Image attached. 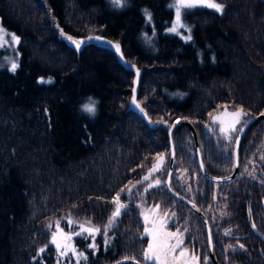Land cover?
I'll list each match as a JSON object with an SVG mask.
<instances>
[{"label": "trees", "instance_id": "obj_1", "mask_svg": "<svg viewBox=\"0 0 264 264\" xmlns=\"http://www.w3.org/2000/svg\"><path fill=\"white\" fill-rule=\"evenodd\" d=\"M171 2L128 0L117 10L112 0H0V23L19 37L20 52L15 71L0 65V264L143 263L151 237L128 197L161 157L162 183L146 192L148 227L163 221L191 255L213 264L206 223L165 182L171 138L172 186L205 214L218 262L264 264V119L243 134L239 172L229 181L205 177L189 126L169 135L177 120H189L208 173L233 172L238 133L264 112V0H214L222 12L187 11L190 40L167 32ZM67 35L120 43L142 70L141 106L163 126L152 129L129 110L134 75L115 54L95 45L77 51ZM91 102L94 114L84 111ZM223 108L243 109L236 131L214 124ZM117 193L125 211L104 237ZM67 218L100 231L95 247L89 236L75 237L83 258L61 262L50 226Z\"/></svg>", "mask_w": 264, "mask_h": 264}, {"label": "rangeland", "instance_id": "obj_2", "mask_svg": "<svg viewBox=\"0 0 264 264\" xmlns=\"http://www.w3.org/2000/svg\"><path fill=\"white\" fill-rule=\"evenodd\" d=\"M127 1L128 0H122V6H117L112 2L113 7L117 10L122 9L123 7H125L127 5ZM213 2H214V0H213ZM176 3H177V0H172V2H171V8L174 9V16L172 18L173 19L172 23L170 24V26L166 30L170 34L174 33V34L179 35L180 37H182L183 40H190V39H188V37L189 36L191 37V29L189 27V24L186 22V20L184 18V14L187 11L194 9L195 7L191 8V9L181 8V21L180 22L182 25H184V27H178L177 32H171L170 29L173 27V25L176 21V8L174 6V5H176ZM198 6H201V5H198ZM202 7H205V6H202ZM0 27H2L4 29L5 33L13 34L11 32L9 33L8 31H6L5 28L1 25V23H0ZM5 39L8 42H6V43L0 42V43H2V46H0V65H5L8 69H10V71H12L11 65L13 62H15L17 65H19V54H20V52H19V49L17 47V44L12 43L10 41V35L6 36ZM225 111L234 112L236 110H232V109L230 110L229 108H223V109H220V111L216 113L215 117L222 116L225 113ZM242 118H243V114L240 117V122L242 121ZM224 119L226 121L225 125H221L219 121L214 122V124L219 126V127H226L227 123L231 122V120H232L231 117H227V116H225ZM239 123H237L235 125L236 130L240 126ZM232 131L233 130L229 129L227 132H232ZM175 158H176V156H175ZM163 165H164V160H162V157H161L160 159L157 160V162L153 165V167L148 170V173L146 175L148 177V179H144L146 177V176H144V178L140 182V184L136 185V187L134 189H132L131 192L134 194V197H132V198L128 197V199H132V203L134 205L136 204L135 206H139L140 213L142 215L143 214L147 215L149 213V209L152 207V206H149L150 204L147 203V200H145L146 192H147V189L150 188V185L152 187V186H156V185L162 183L163 178H161V169L163 168ZM154 168H155V171H153ZM157 181H159V183H157ZM182 181H183V179H182ZM128 193H130V192H128ZM120 203L125 205L121 199H120ZM115 208H116V205H115ZM124 209L125 208L121 209V214L125 211ZM114 211H115V209H114ZM118 217L119 216L115 217L114 219L112 218L111 224L109 223V225L106 226V229H104V232H103V235L105 234L104 237L110 236L109 230L114 228V226L116 225V221H117ZM69 221H71V223H69ZM81 224H83L85 228L98 229L96 226H94L89 221H86V220L79 221V220H75L74 218L73 219L67 218V220L62 221V222L61 221L52 222V224L50 226V230H52L51 236L53 239V234L54 233L57 234L56 238H57V242L59 243L60 246L57 247L56 244H55V246L57 247V250L59 252L58 254L61 257V262H62V259H64L63 260V262H64L68 257L69 258L75 257V259H76V258H79V256L83 255V253L79 252L77 246L73 243V239L75 237L86 238L87 236H89L90 239H93L92 242H90V244H88L89 247L94 245V241H95L94 238L98 234V232H93L91 234L88 232H84L80 227ZM61 231L63 233L62 235L60 234ZM77 233H80V234L77 235ZM65 237H70V239H65ZM106 239H107L106 241L109 242V240L111 238H106ZM66 256H68V257H66ZM82 258H83V256H82Z\"/></svg>", "mask_w": 264, "mask_h": 264}, {"label": "snow or ice", "instance_id": "obj_3", "mask_svg": "<svg viewBox=\"0 0 264 264\" xmlns=\"http://www.w3.org/2000/svg\"><path fill=\"white\" fill-rule=\"evenodd\" d=\"M112 2L117 6H122V0H112ZM198 5L205 6L208 8L215 9L217 12L223 11V5L213 2V0H177V3L175 6L176 8V21L173 25V27L170 29L171 32H177L178 27H184V25L181 24V8L185 9H191L194 7H197ZM146 14L150 16L149 13H147V10H145ZM63 34V33H62ZM10 35V41L12 43H19V37H17L14 34H7L5 33L4 29L0 27V42L6 43L8 42L5 37ZM69 40L72 41L73 44L76 45L77 48H79L81 41L73 40L72 37H68ZM97 39H99L97 37ZM188 39H191L189 36ZM2 43H0V46H2ZM116 50L119 51V45H115ZM17 64L15 62L11 65V70L15 71L17 68ZM44 82V81H42ZM51 82V81H47ZM135 103V101H133ZM139 107V105H137ZM84 111L94 114L95 112V106L94 102H91L89 104L84 105ZM143 111V109H141ZM243 114V109H240L238 111L234 112H227L222 116L213 117V122L219 121L221 125H225L226 121L224 119L225 116L231 117V122L227 123L226 127H222V132H227L229 129L235 131V125L240 122V117ZM264 115V114H262ZM155 171V168L153 169ZM144 179H148L146 176ZM159 183V181H157ZM151 187V185H150ZM123 191V190H122ZM113 203L116 205L115 211L112 214V218L119 216L121 214V209L125 208L126 206L120 203V194L117 193L116 197L113 200ZM145 221V228L144 232L146 235L151 237V240L148 242V247L144 252V259L146 261H154V264H188V261L184 260L183 258L187 255V249H182L181 245L183 243L182 239H180L179 232H166L164 231V222L160 221H151L152 227H148V224L150 223L149 217L145 215L144 217ZM110 220V224H111ZM71 223V221H69ZM81 229L84 232L93 233V232H99V229H93V228H85L83 224L80 225ZM62 235V231L60 232ZM80 233H77L79 235ZM227 234V233H226ZM57 234H53L52 243L56 244L57 247H59V243L57 242ZM65 239H70V237H65ZM175 240V243L172 241ZM95 247V245H92ZM242 247V246H241ZM179 251V255H176L177 250ZM43 251V249H41ZM82 255V254H81ZM125 259H129L128 257H125ZM195 259V258H193Z\"/></svg>", "mask_w": 264, "mask_h": 264}, {"label": "water", "instance_id": "obj_4", "mask_svg": "<svg viewBox=\"0 0 264 264\" xmlns=\"http://www.w3.org/2000/svg\"><path fill=\"white\" fill-rule=\"evenodd\" d=\"M68 37H72L67 35L66 36V40L68 41V43H70V45H72V47L77 50V51H81L83 48L87 47V45H95V46H99L101 48L107 49L108 51L110 50L113 54H115L116 59L118 64H121L122 67L129 71L132 72V74L134 75L133 81H132V90H131V99L129 102V110H131L132 112L134 111L140 118H142L143 120H145V122L147 123V125L152 128V129H156L160 126H163L162 122L159 121H153L151 119V117H149L146 109L144 107L141 106L140 102H139V88H140V80L142 77V70L137 66V64L134 63H130L124 53L122 52V47L121 44L118 43L115 40L110 39L109 37H104V36H99V35H86V37H72L73 40H78L81 41L82 43L80 44L79 48L76 47L75 44L72 43L71 40L68 39ZM97 37L99 39H97ZM119 45V51L116 50L115 45ZM135 101V103L133 102ZM137 105H139V107H137ZM141 109H143V111H141ZM264 114V112H263ZM259 119H264V115L260 114L257 116H253L252 118L248 119L244 125L242 126V129L240 130V132L238 133V137L236 139L235 142V150H234V157H235V162H234V170L233 172L228 175V176H223V177H217L214 175H211L208 173V171L205 169L204 167V163L203 160L201 158V150L199 148V138L197 137V132L195 127L192 125V123L189 120H177V122L171 126L170 130H169V135L171 138V134H172V130L175 128V126L179 123H184L187 126L190 127V131H191V135L194 138V143H195V148H196V152H197V157L199 159V163H200V169H202L203 174L205 175V177L208 180H213L216 182H223V181H229L232 180L239 172V148H240V142L243 138V134L245 133V131L248 129V127L253 123V121L255 120H259ZM170 149H171V155H170V163H169V167H168V174L166 177V183L168 186V189H170L171 192H173L178 198H181L184 202L188 203L190 205L191 208H193L197 213H199L200 217L202 218V220L204 221V223H206V232L208 234V245H209V256H211V258L213 259V261L215 262V264H220L216 258V256H214V245H213V240H212V234H211V229H210V224L207 221V218L205 216L204 213H202L200 211V209L198 208V206L192 202L189 201L188 199H186L185 197H183L181 194H179L178 192H176L172 186V181H171V176L173 173V167L175 164V149L172 143V138H171V145H170ZM129 262H133L135 264H143L142 262H139L137 260L134 259H120L117 262H115L114 264H120V263H129Z\"/></svg>", "mask_w": 264, "mask_h": 264}, {"label": "flooded vegetation", "instance_id": "obj_5", "mask_svg": "<svg viewBox=\"0 0 264 264\" xmlns=\"http://www.w3.org/2000/svg\"><path fill=\"white\" fill-rule=\"evenodd\" d=\"M173 243H175V242H173ZM147 247H148V245L145 246V249H147ZM181 248L182 249H187V255L183 259L186 260V261H188V264H211L208 261V257H206V256L205 257H202L200 255H191V252L189 250V247L187 246V244L184 243V241H183V243L181 245ZM194 250H195V248H194ZM194 250H193V253H194ZM179 251L180 250L178 249L176 255H179ZM208 252H209V249H208ZM214 256H215V251H214ZM193 258H195V259H193ZM216 258H217V256H216ZM210 259H211L212 263L215 264V262L213 261V259L211 258V256H210ZM143 264H154V261H146L145 260L143 262Z\"/></svg>", "mask_w": 264, "mask_h": 264}]
</instances>
